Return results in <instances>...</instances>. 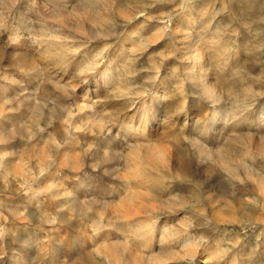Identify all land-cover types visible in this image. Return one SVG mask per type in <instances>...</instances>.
<instances>
[{
	"label": "rangeland",
	"instance_id": "374dc122",
	"mask_svg": "<svg viewBox=\"0 0 264 264\" xmlns=\"http://www.w3.org/2000/svg\"><path fill=\"white\" fill-rule=\"evenodd\" d=\"M262 182L264 0H0V264H264Z\"/></svg>",
	"mask_w": 264,
	"mask_h": 264
},
{
	"label": "bare ground",
	"instance_id": "6f19581e",
	"mask_svg": "<svg viewBox=\"0 0 264 264\" xmlns=\"http://www.w3.org/2000/svg\"><path fill=\"white\" fill-rule=\"evenodd\" d=\"M53 38H55V39H58V37L56 36V37H53ZM207 89V88H206ZM208 91H210V90H205V92H208ZM213 91V90H212ZM158 97H163L162 96V94H159V93H157L156 95H155V97L154 98H158ZM165 97V96H164ZM220 118V115L219 114H217L216 115V118H215V121H217L218 119ZM214 125V123L212 124V126ZM147 154V153H146ZM250 170V169H249ZM156 171V170H155ZM157 172H159V171H157ZM166 173V172H165ZM162 176H163V178H167V176H170V177H173V176H175L179 181H188L189 180V178H188V176L186 175H182V174H180V173H176V175H174L173 173H171L170 172V170H169V174H163L162 173ZM262 183H264V182H262ZM264 187V186H263ZM261 192V191H260ZM263 195V201H264V189H262V192H261ZM171 204V203H170ZM170 204H169V206H170ZM183 206V205H182ZM170 209H171V207H169ZM149 224H148V226L146 227V230H147V232L148 233H151L152 231H154V230H152V228H153V223L152 222H148ZM143 232V231H142ZM166 236V235H165ZM167 237V236H166ZM190 238V237H189ZM191 239H186L185 241H184V246H186V248H185V251L186 252H188V253H192V251H193V243L190 241ZM161 253V252H160ZM193 253H194V251H193ZM166 255V254H165ZM166 257V256H165Z\"/></svg>",
	"mask_w": 264,
	"mask_h": 264
}]
</instances>
